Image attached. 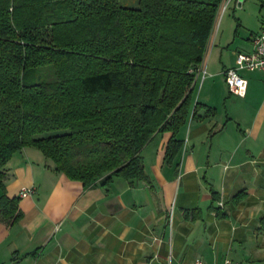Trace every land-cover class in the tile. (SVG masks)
Listing matches in <instances>:
<instances>
[{
	"label": "trees",
	"instance_id": "obj_1",
	"mask_svg": "<svg viewBox=\"0 0 264 264\" xmlns=\"http://www.w3.org/2000/svg\"><path fill=\"white\" fill-rule=\"evenodd\" d=\"M223 2L0 0V222L23 218L5 181L26 148L86 189L149 183L143 150L160 133L173 163L190 116L216 114L194 89Z\"/></svg>",
	"mask_w": 264,
	"mask_h": 264
},
{
	"label": "crops",
	"instance_id": "obj_2",
	"mask_svg": "<svg viewBox=\"0 0 264 264\" xmlns=\"http://www.w3.org/2000/svg\"><path fill=\"white\" fill-rule=\"evenodd\" d=\"M216 37L214 30L194 89V103L216 114L190 116L173 163L165 160L172 135L151 140L143 150L149 183L115 178L109 188L86 189L35 148L13 156L7 196L34 194L20 198L15 226L0 222V264H264V70L239 71L246 95L231 93L224 73L238 53ZM243 47L251 52V39Z\"/></svg>",
	"mask_w": 264,
	"mask_h": 264
},
{
	"label": "rangeland",
	"instance_id": "obj_3",
	"mask_svg": "<svg viewBox=\"0 0 264 264\" xmlns=\"http://www.w3.org/2000/svg\"><path fill=\"white\" fill-rule=\"evenodd\" d=\"M120 5L135 9L139 7V0H120ZM263 20L264 2L262 0H244L241 6L235 0L218 15L215 43L220 44L225 51L245 53L243 46H246L250 39L260 32Z\"/></svg>",
	"mask_w": 264,
	"mask_h": 264
},
{
	"label": "built area",
	"instance_id": "obj_4",
	"mask_svg": "<svg viewBox=\"0 0 264 264\" xmlns=\"http://www.w3.org/2000/svg\"><path fill=\"white\" fill-rule=\"evenodd\" d=\"M235 0H224L220 11L227 8V6ZM244 0H236L238 5H242ZM220 13V12H219ZM252 42V50L249 53H238L236 68L227 69L224 73L225 80L227 86L231 93L245 97L247 92V81L240 75L239 71L246 70L250 72L263 71L264 70V20L263 26L260 32L254 35L251 39ZM206 75V70L203 65L198 68L196 71V77ZM197 80V78H196ZM34 194V188H25L20 192V198H26L30 195ZM220 206L223 207V203L220 202ZM172 222V218H171ZM195 264H206L202 260H196ZM223 264H243L239 261H235L232 259H226Z\"/></svg>",
	"mask_w": 264,
	"mask_h": 264
}]
</instances>
